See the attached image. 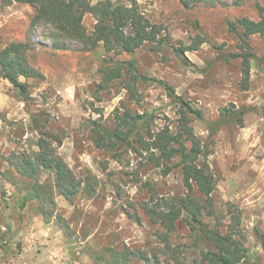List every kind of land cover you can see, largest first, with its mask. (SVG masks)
<instances>
[{
	"label": "rangeland",
	"instance_id": "obj_1",
	"mask_svg": "<svg viewBox=\"0 0 264 264\" xmlns=\"http://www.w3.org/2000/svg\"><path fill=\"white\" fill-rule=\"evenodd\" d=\"M135 1L165 36L154 51L145 45L131 56L115 57L131 59L139 75L157 81L136 83L139 102L128 98L125 76L111 81L105 90L98 87L101 61L111 56L101 44L84 51L79 43L58 38L50 25L36 26L28 39L32 8L0 0V51L12 42L31 43L28 61L43 76L20 78L28 85L31 98L27 103L0 78V212L16 221L12 230L6 216H0V264H105L111 260L110 249L147 250L158 245L154 235L158 227L139 208L146 191L135 181H149L159 195L181 196L185 188L180 171L162 177L147 169L133 177L137 168L133 154L124 153L120 163L111 159L92 143L86 121L96 119L110 125L115 109L124 103L133 111L154 114V130L167 124L171 127L177 108L163 85L199 109L205 121L217 119L231 105L251 109L242 124L230 123L213 135L203 121L193 120L191 125L201 144L208 146L206 161L215 179L212 199L216 208L226 216V225L232 217H240L236 229L244 237L248 257L239 264H264L256 236H264V65L250 59L247 89L243 90L242 58L232 55L243 53L245 46L228 27L229 22L242 18L264 21V0H203L187 7L181 0ZM94 23L92 15L84 16L87 32ZM55 41L65 48H52ZM244 41L251 53L264 57V34ZM182 49L181 56L177 50ZM32 114L40 115V125L62 140L58 154L84 181L71 203L57 195L53 204L45 206L25 199V189L32 181L17 174L12 164L18 154L35 149ZM37 179L53 182L47 172ZM25 209L40 217V225L17 224ZM174 242L186 245L190 259L198 255L183 224L178 225Z\"/></svg>",
	"mask_w": 264,
	"mask_h": 264
},
{
	"label": "trees",
	"instance_id": "obj_2",
	"mask_svg": "<svg viewBox=\"0 0 264 264\" xmlns=\"http://www.w3.org/2000/svg\"><path fill=\"white\" fill-rule=\"evenodd\" d=\"M202 1L181 0V3L187 7L190 3ZM12 2L27 4L34 12L28 39L36 26L50 25L58 38L77 42L84 51L93 50L101 44L106 54L111 55L108 60L101 61L102 81L98 85L101 90L107 89L111 81L125 76L127 83L124 89L128 98L139 102L136 83L157 82L139 75L131 59H115L121 54L131 56L145 45L151 46V51H154L165 40L161 27L144 16L135 0H101L95 4L91 0H2L6 5ZM86 14L92 15L95 20L91 32H87L83 25ZM228 27L244 42L243 53L233 54L232 57L242 58L243 90H246L250 59H257L264 65V57L251 53L244 40L251 35H263L264 21L242 18L229 22ZM52 48L64 49L65 46L55 41ZM29 50L31 43L12 42L0 51V78L15 88L23 103H27L31 97L27 83L20 81V78H43L30 65L27 57ZM177 51L182 56L185 50ZM163 88L177 108V118L171 127L167 124L154 130V114L133 111L124 103L115 109L110 125L96 119L86 121L92 143L97 149L107 152L111 159L120 163L124 153L133 154L137 161L133 177L137 178L140 171L147 169H154L160 176L166 177L178 169L185 188L181 196L159 195L149 181L136 179L140 189L147 194L139 208L147 220L158 227L154 234L158 245L147 250H132L126 246L119 250L110 249L111 260L105 261V264H132L133 261L144 264H239L248 257L244 237L236 229L240 217H232L226 225V216L216 208L212 199L215 179L206 161L208 146L201 144L191 124L193 120L203 121L210 135H213L230 123L242 124L244 115L251 109H237L231 105L223 108L217 119L205 121L202 112L177 96L172 87L163 85ZM39 122L40 115L32 114L31 124L37 133L35 149L18 154L12 167L17 174L32 181L25 189V199L45 206L46 203L53 204V196L57 195L71 203L84 188V181L72 172L58 154L62 140ZM42 172L51 174L53 182H40L37 178ZM181 224L187 229V238L199 250L195 259L187 257L186 245L174 242L177 227ZM256 236L264 252V236L261 233Z\"/></svg>",
	"mask_w": 264,
	"mask_h": 264
},
{
	"label": "crops",
	"instance_id": "obj_3",
	"mask_svg": "<svg viewBox=\"0 0 264 264\" xmlns=\"http://www.w3.org/2000/svg\"><path fill=\"white\" fill-rule=\"evenodd\" d=\"M19 38H22V37H19ZM26 205V204H25ZM27 206V205H26ZM14 209V208H13ZM8 214L9 213H3V212H0V216L1 215H3V216H6L5 217V219L4 220H6L7 222H9L8 224L10 225V229H14L15 228V220L12 218H8ZM22 219L21 220H19L18 221V225L22 222V223H24V224H29V225H32L34 222H35V226H37V225H40V223H41V219H40V217L39 216H36V215H34V214H32V213H28L27 211H26V209L22 212ZM42 224H44V223H42ZM17 225V226H18ZM21 226V225H20ZM14 227V228H13Z\"/></svg>",
	"mask_w": 264,
	"mask_h": 264
},
{
	"label": "built area",
	"instance_id": "obj_4",
	"mask_svg": "<svg viewBox=\"0 0 264 264\" xmlns=\"http://www.w3.org/2000/svg\"><path fill=\"white\" fill-rule=\"evenodd\" d=\"M5 230V228H1V231H4Z\"/></svg>",
	"mask_w": 264,
	"mask_h": 264
}]
</instances>
